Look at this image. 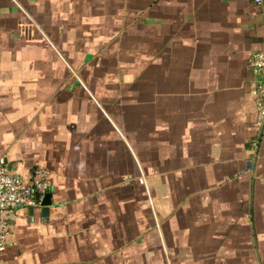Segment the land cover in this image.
<instances>
[{
  "label": "crops",
  "instance_id": "1",
  "mask_svg": "<svg viewBox=\"0 0 264 264\" xmlns=\"http://www.w3.org/2000/svg\"><path fill=\"white\" fill-rule=\"evenodd\" d=\"M4 1L0 156L53 203L0 264H264V0Z\"/></svg>",
  "mask_w": 264,
  "mask_h": 264
},
{
  "label": "built area",
  "instance_id": "2",
  "mask_svg": "<svg viewBox=\"0 0 264 264\" xmlns=\"http://www.w3.org/2000/svg\"><path fill=\"white\" fill-rule=\"evenodd\" d=\"M263 2V0H257ZM250 64L254 72L251 95L256 103V123L264 126V50L255 52ZM51 187L50 171L37 166L29 176L11 169L6 156H0V253L7 250L11 233L10 219L18 209L42 208V202ZM159 228V222L156 221Z\"/></svg>",
  "mask_w": 264,
  "mask_h": 264
},
{
  "label": "rangeland",
  "instance_id": "3",
  "mask_svg": "<svg viewBox=\"0 0 264 264\" xmlns=\"http://www.w3.org/2000/svg\"><path fill=\"white\" fill-rule=\"evenodd\" d=\"M13 1H16V3L17 4H19L20 3V5L22 6V9L26 12V14L27 15H32V16H34L35 17V14L33 13V11L30 9V8H28L27 6H25L24 5V3L22 2V0H13ZM19 2V3H18ZM4 3H5V12H6V14L9 16V14H13L14 15V13H15V11L17 12V11H21L20 10V8H17L16 7V5H14V4H9L7 1H4ZM25 18H26V16H24L23 17V23H20V24H22V25H20L21 27H22V30L23 29H25V27H26V23H25ZM89 46H91V48H89L90 50H93V44H90ZM70 48V50L71 51H74V50H76L78 47H69ZM87 48V47H86ZM84 49V46L82 47V49L80 50V52H78L77 53V55H76V59L80 62V63H82V65L84 64V63H86L87 62V59L88 58H90L91 57V55L90 54H87V51H89L88 50V48L86 49V52H85V50H83ZM61 53V52H60ZM88 53H90V52H88ZM89 60V59H88ZM75 75V74H74ZM77 76V75H76ZM77 78V77H76ZM44 79H45V76H44ZM146 178H148V177H146L145 175L141 178L142 180H143V182L145 183V185H146V188L147 189H150V186H149V188H148V185H147V183H146ZM150 192H151V195H152V200H150L149 199V201H150V203H151V206H153V202H154V211H160L159 210V208L156 206V203H155V198L153 197V192H152V189H150Z\"/></svg>",
  "mask_w": 264,
  "mask_h": 264
},
{
  "label": "water",
  "instance_id": "4",
  "mask_svg": "<svg viewBox=\"0 0 264 264\" xmlns=\"http://www.w3.org/2000/svg\"><path fill=\"white\" fill-rule=\"evenodd\" d=\"M52 203H53L52 194L49 192L45 195L43 202H42V216L44 217L43 220L45 221H47V219L49 218V211H50V207L52 206ZM29 213L30 215H33L34 208H30Z\"/></svg>",
  "mask_w": 264,
  "mask_h": 264
},
{
  "label": "trees",
  "instance_id": "5",
  "mask_svg": "<svg viewBox=\"0 0 264 264\" xmlns=\"http://www.w3.org/2000/svg\"><path fill=\"white\" fill-rule=\"evenodd\" d=\"M32 44H34V42H33V41L31 42L30 46H31ZM260 129H262V128H259V130H260ZM260 131H261V130H260ZM263 136H264V132H263V133H261V138H262V139H263Z\"/></svg>",
  "mask_w": 264,
  "mask_h": 264
}]
</instances>
